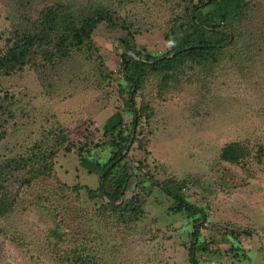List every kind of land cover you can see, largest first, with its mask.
Instances as JSON below:
<instances>
[{"label":"rangeland","instance_id":"374dc122","mask_svg":"<svg viewBox=\"0 0 264 264\" xmlns=\"http://www.w3.org/2000/svg\"><path fill=\"white\" fill-rule=\"evenodd\" d=\"M71 1L106 6L116 24H98L90 49L53 60L52 45L35 47L0 74V200L10 203L0 206V264H191L195 224L170 209L171 191L204 210L200 264H264V0H251L241 25L255 48L148 70L138 86L123 73L125 44L164 52L170 19L197 0ZM44 4L0 0V56ZM116 112L127 136L119 155L108 146L118 133L103 128ZM235 143L245 155L227 161L223 149ZM125 163L129 178L109 201L102 183L112 191ZM131 206L142 211L130 216Z\"/></svg>","mask_w":264,"mask_h":264},{"label":"trees","instance_id":"16d2710c","mask_svg":"<svg viewBox=\"0 0 264 264\" xmlns=\"http://www.w3.org/2000/svg\"><path fill=\"white\" fill-rule=\"evenodd\" d=\"M43 1L47 4L40 8L37 23L34 26L13 30L16 34L14 42L0 56V74L20 69L31 59L35 47L39 49L46 44L52 45L51 49L47 51L48 59L65 56L66 53H70V49L73 47L84 45L90 49L93 47L91 35L98 24L102 22L111 23L110 26L116 24L113 21L112 11L106 6L82 7L79 3L76 4L71 0ZM29 3H32V0H28ZM251 8V0H197L191 7L184 8V15H174L170 19L169 31L165 34L170 47L164 52L151 53L139 49L134 50L128 43L125 44V51L121 53L124 76L131 85L138 86L148 70L170 72L191 59L197 63L212 60L214 64H218L223 58V56L218 57L221 51L242 42V53L246 52L245 49L249 47V44L252 46L251 48H255V40L244 42L250 35L246 34L247 29H241V25L251 14ZM262 35H264V30L260 29L258 36ZM129 50H132L134 55L128 53ZM129 103L131 104V102ZM131 106L134 108L133 104ZM121 125L123 128L120 127ZM125 126L122 123V115L118 112L112 114L103 126L106 134L113 136L116 132L119 135V138L113 136L112 140L108 142V146L117 149L116 155H119L126 145L127 136L123 133ZM222 155L227 161H235L245 153L242 152L240 145L235 143L224 148ZM86 160L93 162L94 166L101 165V169L107 165V163L102 165L98 161L90 160L88 157H84L82 162L85 163ZM123 169L124 172L116 181L112 191L105 188L102 183V190L109 201H117L121 197V188L125 186L130 175L126 163L123 165ZM171 192L175 203L170 209L189 217L192 224H195L190 232L191 240L187 251L189 262L200 264L195 253L198 251L207 252L208 244L201 237L196 223L203 218L204 210L189 202L182 195L178 193L174 195V192ZM2 205H10V203L5 204V200L1 199L0 206ZM120 207L126 209L125 203L111 204L113 209ZM129 209L133 211L130 216L133 214L136 216L138 211H142L140 207L134 206ZM238 247L234 248L235 253H237ZM79 261L81 264H86L84 260Z\"/></svg>","mask_w":264,"mask_h":264},{"label":"water","instance_id":"95a60500","mask_svg":"<svg viewBox=\"0 0 264 264\" xmlns=\"http://www.w3.org/2000/svg\"><path fill=\"white\" fill-rule=\"evenodd\" d=\"M104 173H105V170L102 172V174H101V175L103 176V175H104ZM102 176H101V178H102ZM101 178H100V182H101Z\"/></svg>","mask_w":264,"mask_h":264}]
</instances>
